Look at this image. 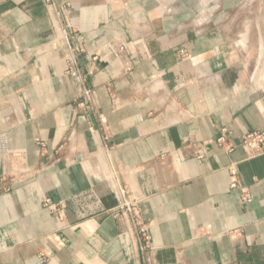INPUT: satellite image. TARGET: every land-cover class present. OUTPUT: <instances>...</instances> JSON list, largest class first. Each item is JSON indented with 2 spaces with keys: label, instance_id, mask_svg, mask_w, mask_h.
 Segmentation results:
<instances>
[{
  "label": "crops",
  "instance_id": "crops-1",
  "mask_svg": "<svg viewBox=\"0 0 264 264\" xmlns=\"http://www.w3.org/2000/svg\"><path fill=\"white\" fill-rule=\"evenodd\" d=\"M258 1L247 50L239 0H0V264H264Z\"/></svg>",
  "mask_w": 264,
  "mask_h": 264
},
{
  "label": "built area",
  "instance_id": "built-area-1",
  "mask_svg": "<svg viewBox=\"0 0 264 264\" xmlns=\"http://www.w3.org/2000/svg\"><path fill=\"white\" fill-rule=\"evenodd\" d=\"M122 51L123 47H119ZM181 56H186V51L184 49L179 50ZM216 142L221 146H226L228 152L233 151L234 146L230 145L228 142V131L226 128L220 129V134L216 138ZM240 146L242 147L246 158H253L264 153V124L261 128L246 132L240 139ZM201 155H197V158H201ZM227 171L230 176L229 190L237 191L239 193V198L241 201H248L249 195L245 187H243L238 178V167L236 162H231L227 166ZM137 200L131 196V194L123 189L121 190V200L118 205L111 210V214L116 217L125 219L130 216L137 234L143 239L146 246L147 242V228L144 223H142L139 212L137 209ZM40 264H49V259H42Z\"/></svg>",
  "mask_w": 264,
  "mask_h": 264
},
{
  "label": "rangeland",
  "instance_id": "rangeland-1",
  "mask_svg": "<svg viewBox=\"0 0 264 264\" xmlns=\"http://www.w3.org/2000/svg\"><path fill=\"white\" fill-rule=\"evenodd\" d=\"M239 5L236 7L232 14V21L227 33L229 35L237 34L242 31L245 36H248V40L243 43L245 49L252 46L251 36L257 35L259 24H260V7L258 0H239ZM259 40V39H258ZM243 42V41H242ZM249 49V48H248ZM247 49V50H248ZM248 72L249 68H246ZM248 74V73H247Z\"/></svg>",
  "mask_w": 264,
  "mask_h": 264
}]
</instances>
